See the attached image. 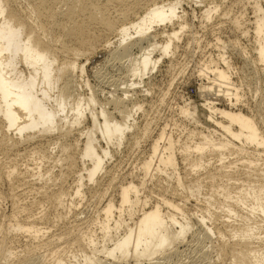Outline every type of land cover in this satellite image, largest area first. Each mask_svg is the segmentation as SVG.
I'll return each instance as SVG.
<instances>
[{"label":"bare ground","instance_id":"1","mask_svg":"<svg viewBox=\"0 0 264 264\" xmlns=\"http://www.w3.org/2000/svg\"><path fill=\"white\" fill-rule=\"evenodd\" d=\"M169 1L0 0V150L10 154L25 149L34 159L56 160L61 168L66 166L59 173L60 182H65V170L77 174L74 192L60 188L47 194L46 201L51 204L63 205L73 193L84 197L85 184L101 183L105 178H99L101 173L109 184L115 181L117 176L107 161L125 143L139 144L140 138L149 134L135 120V114L144 105L130 92L152 77L159 61L171 53L180 38V31L174 28L159 32L160 23L167 24L166 21L173 22L178 17L177 5L184 2ZM254 8L256 60L264 75V11L257 5ZM140 10H144L143 14L138 15ZM218 10L219 6L209 7L203 16L210 20ZM233 28L245 36L249 33L240 23H234ZM161 34L163 44L159 45L157 38ZM113 37L121 38L125 51L138 43L146 46L130 65V86L124 89L123 97L107 99V104L113 105L111 111L103 105L99 107L95 92L90 90L88 98L82 95L78 81L83 76L78 75H83L86 68L80 65L81 58L100 46L108 48ZM132 37L134 41L129 44ZM159 48L161 55L157 58L155 52ZM200 73L208 82L199 85L196 101L179 108L183 115L181 125L185 131L189 127L186 140L163 129L140 168L143 174L138 182L133 178L120 181L118 201L107 199L104 203L102 236L83 232L76 238L80 245H85L81 253L52 257L53 251L52 262L47 260L48 255L41 264H124L130 259L153 263L172 257L175 248L195 228L194 221L188 213L190 209L187 211V200L178 203L163 196L151 203L145 196L143 201L140 192L148 176L152 181L175 185L176 191H186L187 199L197 200L194 213L205 229V237L217 235L219 239L213 246L222 259L220 262L219 258L220 264L224 252L230 253L229 264H264V116L259 114L264 111V95L250 107V113L241 106L234 109L244 100L229 70L219 64H207ZM86 84L88 87L89 83ZM86 120L91 121L92 128L87 132L83 130ZM181 125L175 122V127ZM75 131L81 132L84 140L72 139ZM181 162L185 172L180 171ZM34 164L35 167L27 164L23 172L16 164L13 169L9 166L8 171L4 165V175L0 167V182L3 176L11 185L15 179L28 184H36L39 179L44 181L41 188H53L51 172L42 174V164ZM141 205L142 213L136 219ZM36 220L14 222L8 230L28 234L41 247L49 241ZM11 254L0 250L5 259Z\"/></svg>","mask_w":264,"mask_h":264},{"label":"rangeland","instance_id":"2","mask_svg":"<svg viewBox=\"0 0 264 264\" xmlns=\"http://www.w3.org/2000/svg\"><path fill=\"white\" fill-rule=\"evenodd\" d=\"M182 1H184L182 4L177 5L178 17L173 22L168 20L166 21L167 24L160 23L162 27L159 28V32L174 28L180 31V38L175 42L171 53L164 55L163 59L159 61L156 71L152 73V77L149 76L151 77L150 79L146 77L147 79L146 81L144 80L142 85H136L137 88L134 87L136 90L132 88L133 92H130V95H133L136 101H140L144 105L143 109L135 114V120L140 128L146 127L149 130V134L142 136L139 144L129 145L133 149L127 145L129 143H125L126 145L121 146L115 156L107 161L108 167L110 169L113 167L112 173L115 177L117 176L115 181L109 184L106 175L101 173L99 178L103 179L105 177L101 183L86 181L84 197L76 196L73 193L72 196L68 195L65 198L67 202L65 201L63 205L51 204L48 200L46 201L47 194L60 188L64 189V191H70V193L71 191L74 192L77 184V180H75L77 174L75 173V175L65 170V182H60L59 173L66 166L61 168L56 163V160L42 157L34 159L35 157L28 155L25 149H20L18 153L17 151H12L10 154H5L0 150L2 175L8 171L9 166L11 167L10 169H13L17 165L18 169L23 172L27 164L35 167L34 163L38 162L42 164L40 165L42 166V174L51 172L54 180L52 182L53 185L51 183L53 188L45 190V188H41L44 181H39V179L35 181V183L37 182L36 184H28L25 181L22 183L23 181L20 182L15 179L17 180V182L14 180L16 186L15 184L11 185L5 176L1 179L0 242L4 237L6 239L4 240L3 248H0V250L3 249L4 252H11L12 254L6 259L0 256V263L41 264L45 262L48 255L47 260L52 262V257L56 254L68 257L73 253L78 254V251L81 253L85 245H80L76 241L79 234L95 232L101 237L100 222L103 221L102 209L104 203L107 202V199L118 201L120 181L127 182L133 178L135 183L138 182L139 177L143 174L140 168L145 158L150 156L153 143L159 138L158 134L163 129H166L167 134L173 133L176 137H181L182 141L186 140V131L189 127L185 131L181 125L183 115L179 108L186 103L197 100L199 85L202 82H208L206 78L200 77V71L205 69L207 64H211V66L219 64L228 69L240 87L244 102L238 104L239 107L234 109H238L241 106L242 110L248 113L250 107L262 100L264 95V75L256 60L253 33L256 20L254 5L261 7L264 11V0ZM196 3H202V5ZM213 6H219V10L213 14L210 20H207L203 16L204 11ZM143 11L140 10L137 14L141 15ZM112 13L113 11H111ZM135 16L131 17L132 21L136 18ZM181 22L183 23L182 25ZM234 23H240L249 33L245 36L243 32L234 31ZM134 37L127 42L129 44L133 43ZM113 38L111 45L107 46L108 48L100 46L93 54L85 55L81 58L80 65H85L86 68L83 75L80 73L78 75L83 76L78 81L82 95L88 98L91 91L95 92L99 107L103 105L111 111L114 110L113 105L107 104V99L111 96L114 98L123 97L124 89L130 86V65L134 64V61L144 52L146 46L145 43H138L139 45L134 44L130 50L125 51L123 49L124 46L120 45L121 38ZM157 40L159 45L163 44V35L161 34V37L157 38ZM160 55L161 50L159 48V51L155 52V56L159 58ZM224 61H226V64ZM227 62L229 63L227 64ZM24 70L26 71V68ZM26 72L28 73V71ZM87 82L89 83L88 87H86ZM148 87L151 89L149 90L150 92L145 91ZM144 94H146V97L143 96ZM248 104L249 107L246 109ZM129 106L131 107V104ZM259 114L264 116V111ZM117 118L120 119L119 115H117ZM176 121L181 125L180 127H175ZM90 126L91 121L86 120L83 124V130L87 132L92 129ZM73 137H80V139L84 140V136L79 131L73 132L72 139H74ZM160 143L163 146L165 140ZM181 163L179 167L182 170L180 171L185 172L184 165ZM4 165H7L6 167L8 168H5ZM22 176L29 181L31 180V177L24 173ZM157 186H159L158 189ZM175 189V185L165 181H152L148 176L146 183L141 187L140 197L143 201L145 196L148 199L150 198L149 201L151 200V203L162 199L163 196L175 199L178 203L180 201L183 203V200H187V211L190 209L188 213L192 216L195 225L193 231L189 233L183 243H180L175 248V254H172V257L169 256V259L160 258L159 260H153V263H149V261L138 263L130 259L131 261L124 264H154V261H159L160 264H205L207 262L220 264L222 262V259L215 251L216 248L213 246L219 241L217 235H214V237L210 236V238L208 236L205 237V229L198 222L195 214L196 209H194L197 200L193 198H190L191 200L187 199L186 191L181 189L176 191ZM57 202L60 203L59 200ZM72 202L74 203L72 204ZM139 206L136 219L142 213V205L141 207ZM78 218L82 220L81 223L76 221ZM34 219L38 224V228L45 232L44 238L49 241L45 245L42 244L44 246L41 245L40 247L39 245L38 247L40 248L36 246L38 245L37 241H33L28 234H15L8 230L9 225L14 222L32 221ZM218 227L221 228L220 225ZM62 232H67V234L60 237L58 234ZM53 251L54 255H52ZM222 256V264L231 262L229 252H224Z\"/></svg>","mask_w":264,"mask_h":264}]
</instances>
